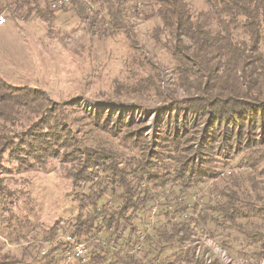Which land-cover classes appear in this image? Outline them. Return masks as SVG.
<instances>
[{"label": "trees", "instance_id": "obj_1", "mask_svg": "<svg viewBox=\"0 0 264 264\" xmlns=\"http://www.w3.org/2000/svg\"><path fill=\"white\" fill-rule=\"evenodd\" d=\"M77 1L65 8L71 7L76 13L80 11L77 15L86 33L103 38L123 35L130 47L129 57L124 58L126 78H115L112 82L116 93L101 91L93 95L108 101L135 97L146 104L158 105L161 128L155 144H144L143 130L141 127L130 130V124L125 122L126 115L115 111L108 114L98 112L94 116L85 113L82 115L97 127L98 133L92 139L97 145L91 148L84 141L85 149L76 147L73 130L63 122L67 114L65 108L62 109L55 100L53 104H46L44 93L31 86H22V89L9 86L0 77V121L12 119L11 113L18 108L17 114L21 109L28 111L34 108L32 111L40 115L36 129L24 134L19 141L5 143V137L0 136V161L8 145L11 160L25 168L44 165L49 158H58L61 154L71 164V172L68 173L76 183L72 194L76 214L68 222L58 220L49 230L44 229L41 239L72 230L80 238L88 240L86 254L71 264H202L203 259L187 249L196 231L221 235L223 240L235 238L232 240L235 242L229 243L232 247L241 238L228 237L227 232L233 231L234 226L248 225L249 219L255 216L259 222L254 221L250 225V233H256L252 237L262 236L259 232L264 226V204L260 201L264 198L263 172L255 176L256 184H248L245 189L232 181L234 184L224 182L222 189H225L216 191H220L222 186L218 185L221 174L222 177H233L232 169L225 172L229 165L238 169L241 165L259 167L264 163L263 150L255 139L246 144H229L233 134L226 125L221 145L225 149L219 147L210 151L208 143L201 151L199 162L178 153L177 158H181L174 164L173 156L165 155V140L175 151L178 146L175 147L176 138L165 137L172 120L165 118V115H170V111L165 109L171 103H165V86L161 78L163 68L140 46L131 18L159 19L152 29L155 44L164 51L167 49L178 65L187 61L196 73H204L213 81L207 84L205 77H198L200 81H197L196 90H210V97L203 101L219 108L224 123L233 120L234 113L243 115V109L250 114L262 110L256 119L264 123V0H205L207 8L198 13H192L184 0H99L100 9L94 15ZM17 2V9L22 7L30 10L29 13L35 9L41 17L52 19L49 0ZM140 3L144 6H139ZM251 65H254L252 73L246 70ZM244 72H247V78L249 75L255 77L253 84L243 80ZM184 103L179 105L182 107ZM76 105L71 101L67 103L68 107ZM189 105L192 110L188 111L195 114L193 109L199 103L193 100ZM110 120L113 125L108 123ZM0 133L3 134L2 128ZM106 134L114 137L116 142ZM28 135H33V139H27ZM103 136L110 139V143L103 142L109 148L101 147L99 152L96 148ZM63 146L73 149L64 155L60 152ZM81 149L85 155L82 163L75 156ZM192 189L203 191L201 199L194 203L188 199V196L197 199ZM15 195L16 191L6 190L3 179H0V264H32L40 257L51 263L54 258L41 255L40 243L31 244L35 236L16 242H29L22 245L18 254L6 246V238H3V196L6 200L9 198V208H15L20 204L21 194L16 199ZM217 195H220L219 199ZM111 200L114 203L109 205ZM100 231L107 233L105 240L96 237ZM236 245H240L239 242ZM247 245L251 249L253 241H247ZM263 246L260 245L261 248ZM259 260H255L256 263Z\"/></svg>", "mask_w": 264, "mask_h": 264}, {"label": "rangeland", "instance_id": "obj_2", "mask_svg": "<svg viewBox=\"0 0 264 264\" xmlns=\"http://www.w3.org/2000/svg\"><path fill=\"white\" fill-rule=\"evenodd\" d=\"M184 1L189 5L192 13H198L207 8L205 0ZM77 2H80L86 11L92 15L100 9L98 3L90 10L85 0ZM17 3V0H0V7L8 17V23L0 26V77L6 80L9 86L20 89L22 86H31L39 90L44 93V100L47 98L46 104H53L54 100L63 101L60 105L62 109L65 108L67 111L63 117V122L65 126L73 130L75 137L73 142L76 147L80 146L85 149V145L82 144L84 141L91 148L97 145V142L92 140L94 134L98 133L97 127L82 114L87 113L94 116L98 112L108 114L112 111L126 115L127 121L125 122L130 124V130L133 131L141 127L143 140L145 139L144 144H155L161 128L157 111L158 105L146 104L135 97L108 101L107 98L93 95L94 92L97 94L101 91L116 93L113 80L126 78L127 67L124 66V58L129 57L130 47L129 43L125 41V37L119 35L103 38L97 34L86 33L83 29L84 25L77 15L80 11L76 13L71 7L52 10V19H47L41 17L35 9L32 13L22 7L17 9ZM139 6L143 7L144 5L140 3ZM131 20L135 25V38L139 41L140 46L147 50L148 56L155 62H159L158 65L163 68L161 78L165 86V103H171L169 104L171 106L165 109L166 112L170 111V115H165V118L172 120L170 131L165 132V137L166 139L176 138L175 147L178 146L175 151L170 142L165 140V155L173 156L174 164H177L181 158H177L178 153L181 156H191L190 158H195V161L199 162L201 151L208 143L211 145L210 151H216L219 147L225 149L221 145L226 125L229 126L233 134L229 144L234 142L246 144L255 139L264 153V123L261 119H256L257 113H261L262 110L250 114L243 109V115L234 113L233 120L224 123L219 108L213 107L210 102L206 104L203 101L204 98L210 97V90L209 92L196 90L197 81H200L198 77H205L204 82L207 84L213 81H210L211 79H208L204 73H196L193 66L190 68L187 61L178 65V61L173 59L167 49L164 51L155 44L152 29L159 22V19L139 16L132 17ZM176 66L179 68L176 69ZM246 70H249L250 73L254 72V65L246 67ZM246 73H243V80L247 84H253L252 80L255 77L252 78L249 75L247 78L245 77ZM191 99L199 103V106L193 109L195 114L188 111L189 109L192 110L189 107V101H193ZM68 101L75 102L77 105L68 107ZM183 101H188V103ZM179 103H184V106L181 107ZM17 110L11 113L12 119L5 122L3 119L0 121V128L3 129V134L0 133V136L5 137V143L19 141L24 134L36 129L39 123L40 115L32 111L34 108L28 111L21 109L22 111L18 114ZM44 115L46 114L44 113ZM248 116L254 118L251 117L247 120ZM114 117L116 118V116ZM188 117L189 121H187ZM108 123L113 125L114 122L110 120ZM137 135L141 136L140 134ZM238 136L241 137L237 138ZM108 137L103 136L102 141H99L97 151L101 152V147L109 148L106 143H103H110ZM26 138L32 140L33 135H28ZM112 138L116 142V139ZM72 149L73 147L63 146L60 152L65 155L70 153ZM122 149L124 150V148ZM10 152L8 145V148L1 155L0 179H3L6 190L16 191L15 199L20 194L21 197L19 196V198L21 199L18 206L9 208L10 204L7 201L9 198L6 200V197L3 196V238H6L4 239L6 246L11 248L13 253L18 254L22 251V245L29 242L20 244H16V242L35 236L36 239L31 240V244L40 243L42 245L41 255H49L48 258L50 259L54 258V261L49 264H60V259H63L64 256L62 245L58 242L46 244V241L54 242L65 233L45 240L41 239V235L44 229L49 230L58 220L68 222L76 214V203L72 195L76 183L68 173L71 172V164L66 157H61L60 154L58 158H49L44 165L25 168L23 164L11 160ZM83 152L81 149V152L75 155L81 163L85 158ZM257 154L260 152L258 151ZM126 157L127 154L123 158L126 159ZM242 166L238 169L229 165L225 172L232 169L233 177H227L228 175L222 177L221 174L218 178V185L233 181L243 185L245 189L248 184L258 182L255 178L258 176L257 173H264V163H260L259 167ZM223 186L219 188L220 191L216 192L224 190L225 188L222 189ZM193 190L192 193L193 195L197 194L195 196L197 199L188 196L192 203L201 199L200 195L203 192ZM255 193L256 191L251 195ZM263 196L264 193H262ZM217 197L219 199L220 195ZM251 197L254 198V196ZM260 201L264 204V198ZM113 203L111 200L108 204L112 205ZM201 203L204 205L203 202ZM8 215L11 217L9 218ZM253 217V219H249L248 225L234 226L233 231L227 232L229 233L227 234L228 237L233 235L232 237L241 238L236 241L240 245L234 243V246L231 247L229 243L235 242L232 241L235 238L223 240L224 237L221 235L213 236L201 230L192 235L187 249L195 254L199 251L206 259L201 260L202 264L213 262L215 264H257L258 262L264 264V246L263 248L260 247V245H264V226L260 228L259 232L262 236L252 237L256 233H250V225L254 221L259 222L255 216ZM262 220L264 223V219ZM70 232L74 231L70 230L66 233ZM106 235L107 233L100 231L96 237L105 240ZM247 241H253L254 245L251 246V249L248 247ZM6 246L3 248H7ZM44 249L47 251L46 254L42 253ZM50 250L52 251L50 252ZM254 259L260 260L256 263ZM32 264L48 263L43 257H40L37 262Z\"/></svg>", "mask_w": 264, "mask_h": 264}, {"label": "built area", "instance_id": "obj_3", "mask_svg": "<svg viewBox=\"0 0 264 264\" xmlns=\"http://www.w3.org/2000/svg\"><path fill=\"white\" fill-rule=\"evenodd\" d=\"M73 1L74 0H49L50 8L52 10H60L70 5ZM85 2L88 4V9L92 10L95 4L97 5V3H99V0H85ZM7 23L8 17L5 11L2 10L0 12V25H6ZM56 242L61 243L63 247L64 256L61 264H71L73 260L83 257L88 249V242L80 238L74 232L62 234L54 242L48 240L46 244H54ZM46 252L45 249L42 251L43 254H46ZM196 254L200 258L206 260L199 251H197Z\"/></svg>", "mask_w": 264, "mask_h": 264}, {"label": "water", "instance_id": "obj_4", "mask_svg": "<svg viewBox=\"0 0 264 264\" xmlns=\"http://www.w3.org/2000/svg\"><path fill=\"white\" fill-rule=\"evenodd\" d=\"M57 102H58L59 104H62V103H63V101H61V100H60V101L58 100Z\"/></svg>", "mask_w": 264, "mask_h": 264}, {"label": "crops", "instance_id": "obj_5", "mask_svg": "<svg viewBox=\"0 0 264 264\" xmlns=\"http://www.w3.org/2000/svg\"><path fill=\"white\" fill-rule=\"evenodd\" d=\"M1 26V25H0Z\"/></svg>", "mask_w": 264, "mask_h": 264}]
</instances>
